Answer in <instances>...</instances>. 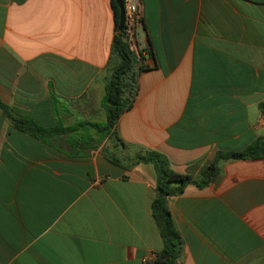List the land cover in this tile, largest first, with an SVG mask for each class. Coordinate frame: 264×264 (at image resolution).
Returning <instances> with one entry per match:
<instances>
[{
  "label": "crops",
  "instance_id": "0c3cea01",
  "mask_svg": "<svg viewBox=\"0 0 264 264\" xmlns=\"http://www.w3.org/2000/svg\"><path fill=\"white\" fill-rule=\"evenodd\" d=\"M142 5L137 96L99 140L111 0H0V100L50 131L35 139L0 109V264H154L156 171L135 158L158 152L199 182L218 152L264 138V4ZM168 208L180 264H264V158L224 163Z\"/></svg>",
  "mask_w": 264,
  "mask_h": 264
},
{
  "label": "trees",
  "instance_id": "16d2710c",
  "mask_svg": "<svg viewBox=\"0 0 264 264\" xmlns=\"http://www.w3.org/2000/svg\"><path fill=\"white\" fill-rule=\"evenodd\" d=\"M254 4L263 5L264 0H246ZM114 11L116 33L112 42V59L117 64L113 69L105 88L102 108L106 114L105 124H89L101 134L102 140L113 138L116 125L120 117L130 111L137 96L136 75L134 70L135 57L125 41L123 31H119L120 9L116 0H111ZM0 109L12 121L13 126L29 136L47 142L50 131L37 125L29 118L15 115L13 110L0 100ZM85 126V124H84ZM66 131V130H64ZM264 158V138L242 152H218L213 162L203 171V179L194 181L189 175L175 172L168 159L155 151L147 152L135 158L132 166L138 164L153 165L156 171V197L152 205L153 217L159 229L164 247L156 255L154 264H180L182 240L178 234L171 212L168 208V198L182 195L185 188L194 184L199 188L216 182L222 172V165L228 161L262 159ZM114 162L118 163L116 160Z\"/></svg>",
  "mask_w": 264,
  "mask_h": 264
},
{
  "label": "built area",
  "instance_id": "2783aa9c",
  "mask_svg": "<svg viewBox=\"0 0 264 264\" xmlns=\"http://www.w3.org/2000/svg\"><path fill=\"white\" fill-rule=\"evenodd\" d=\"M125 10L124 36L127 45L133 54H138V48L135 43L136 28L140 24L142 13V0H122ZM156 258V257H155ZM154 258V260H155Z\"/></svg>",
  "mask_w": 264,
  "mask_h": 264
},
{
  "label": "water",
  "instance_id": "95a60500",
  "mask_svg": "<svg viewBox=\"0 0 264 264\" xmlns=\"http://www.w3.org/2000/svg\"><path fill=\"white\" fill-rule=\"evenodd\" d=\"M119 9H120V19H119V26L118 29L119 31H123L125 27V10H124V5L122 0H116Z\"/></svg>",
  "mask_w": 264,
  "mask_h": 264
},
{
  "label": "rangeland",
  "instance_id": "374dc122",
  "mask_svg": "<svg viewBox=\"0 0 264 264\" xmlns=\"http://www.w3.org/2000/svg\"><path fill=\"white\" fill-rule=\"evenodd\" d=\"M102 139V137H99V140H101Z\"/></svg>",
  "mask_w": 264,
  "mask_h": 264
}]
</instances>
